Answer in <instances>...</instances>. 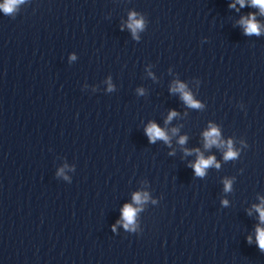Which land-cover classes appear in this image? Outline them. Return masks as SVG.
<instances>
[{
    "label": "clouds",
    "instance_id": "obj_1",
    "mask_svg": "<svg viewBox=\"0 0 264 264\" xmlns=\"http://www.w3.org/2000/svg\"><path fill=\"white\" fill-rule=\"evenodd\" d=\"M241 3V6H243L244 0H239ZM20 3H23V0H5V3L3 5H0V9H2L6 14L12 13L16 6ZM252 4L254 6H259L261 9V12L264 13V0H252ZM130 20L132 21L129 24V27L133 29V32H135L136 29L142 27V23L140 21H137L134 19V17H130ZM242 24L245 26V32L246 34H257L259 35V25L255 22L254 17H251L246 20L241 21ZM178 91H181L183 94V99L186 103H188L192 107H199V104L195 102L191 95L184 91V85L180 84L178 88L176 89ZM176 113L173 112L169 116V120L174 116ZM146 133L150 139L151 142H155L156 139H163L167 141L168 137L166 136L165 132L160 129L155 124H150L149 127L146 129ZM205 139L207 141L206 147H210L213 144L218 143V136L219 132L216 128H211L210 131L206 132ZM180 143H184V138H181ZM229 150L225 153V159H231L234 158L236 153L231 150V142H229ZM215 163L214 157H208L205 159L202 155H200L196 161V163L193 165L195 173L198 176L204 175V170L208 168L209 166L213 165ZM218 166V165H217ZM230 185L226 182L225 190H228ZM134 200L139 203L141 200V196L139 194H136L134 196ZM136 209H134L131 205H125L122 211V215L125 221L127 223L125 224V227L128 226V224H131L134 220V216L136 214ZM257 211L260 212V218L262 221H264V208H257ZM257 240L259 243V246L262 250H264V229H257Z\"/></svg>",
    "mask_w": 264,
    "mask_h": 264
}]
</instances>
